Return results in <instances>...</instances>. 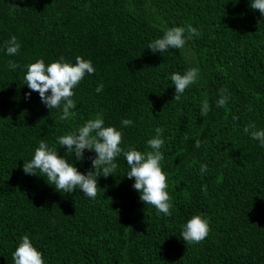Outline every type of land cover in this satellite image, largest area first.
Wrapping results in <instances>:
<instances>
[{
	"label": "trees",
	"instance_id": "16d2710c",
	"mask_svg": "<svg viewBox=\"0 0 264 264\" xmlns=\"http://www.w3.org/2000/svg\"><path fill=\"white\" fill-rule=\"evenodd\" d=\"M250 3L0 0V264H14L25 234L44 264H264V146L244 131L251 122L264 129V16ZM188 24L201 35L183 49L147 48L168 28ZM13 35L21 47L9 56L5 41ZM77 56L95 72L73 89L76 116L60 121L62 108L50 110L38 92L26 96V66L60 57L74 64ZM9 60L20 66L13 71ZM190 68L199 78L176 101L171 74ZM224 88L229 99L217 107ZM97 114L122 132L125 150L151 151L147 141L163 129L171 216L140 199L123 154L113 175L97 178L94 200L23 171L43 140L87 174L95 151L76 160L57 139ZM123 119L133 124L122 127ZM194 215L208 219L211 232L186 244L180 234Z\"/></svg>",
	"mask_w": 264,
	"mask_h": 264
},
{
	"label": "clouds",
	"instance_id": "9594fccd",
	"mask_svg": "<svg viewBox=\"0 0 264 264\" xmlns=\"http://www.w3.org/2000/svg\"><path fill=\"white\" fill-rule=\"evenodd\" d=\"M237 2V0H233ZM250 7L259 10L264 16V0H251ZM119 23L110 25L111 30H116ZM187 33V36L185 35ZM201 33L191 24L186 27L175 26L164 31L161 38L149 43L148 47L153 53L159 51L164 53L169 49H183L192 36H199ZM20 43L15 35L5 41L6 54L9 56L18 55ZM74 64L66 62L63 57L59 60L45 64L43 59H38L28 64L24 76L30 92L26 96L30 97L31 92H38L41 102L50 110L61 109L60 121L73 119L76 116L74 109L77 107L73 89L80 84L85 75L95 72V68L90 60L77 56ZM7 66L13 71L20 65L9 60ZM199 78L198 68H190L184 74L172 73L171 82L175 86L173 99L180 101L181 97L191 85L195 84ZM103 90V84L97 86L96 92ZM220 99L217 107H224L229 97L226 95L227 89H221ZM50 93V94H49ZM210 111V106L205 99L202 102L201 116L206 117ZM122 127L133 124L130 119H123ZM245 133H249L251 138L258 140L264 146V129L257 130L255 122H251L244 128ZM156 135L147 141L151 151L142 152L135 149L125 150L121 147L123 136L122 132L113 126H105L102 115L97 114L94 119H89L77 131L62 135L57 139V145L65 146L69 155L75 154L76 160L84 158L85 150H94L95 158L92 159V168L87 174L81 173L65 157L58 155L57 147H49L47 142L41 140L35 149L33 158L24 162L23 171L26 174L41 175L46 181L61 193H72L76 190L82 191L90 199L98 196L97 178L101 175L108 177L117 170V158L123 154L126 158L129 171L125 174L129 179L134 178L133 187L140 193V199L146 205L153 206L158 214L171 216L172 202L167 191V175L163 171L161 162L163 155L161 148L164 140L161 138L163 129L157 127ZM201 142L196 141L199 148ZM207 171V164L200 166V172ZM205 195L206 187L203 188ZM211 232L209 220L200 215L192 216L183 226L180 236L186 244H199ZM14 264H44L41 251L33 246L29 236L23 235L18 246L12 253ZM6 264H9L8 262Z\"/></svg>",
	"mask_w": 264,
	"mask_h": 264
}]
</instances>
